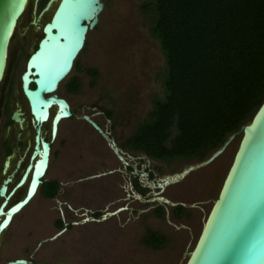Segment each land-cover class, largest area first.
<instances>
[{
	"label": "rangeland",
	"instance_id": "374dc122",
	"mask_svg": "<svg viewBox=\"0 0 264 264\" xmlns=\"http://www.w3.org/2000/svg\"><path fill=\"white\" fill-rule=\"evenodd\" d=\"M44 1L38 0L35 15L41 11ZM143 1L103 0L98 22L88 32L84 48L78 55L80 65L96 68L98 76L91 85L86 72L73 68L70 75L80 77L79 91H66L64 85L70 75L56 90L69 102L73 114L59 122L44 177L57 179L62 184L59 183V191L53 198H45L37 191L15 215L0 236L1 262L28 257L33 264L184 263V252L191 250L203 218L217 196L239 135L211 163L164 186L159 194L172 203L182 202L187 206L198 203L194 208L187 207L188 214L181 218L174 217L173 206L167 205L169 214L166 217L153 211L160 205L152 200L153 191L158 192L159 188L150 186L149 182L160 181L165 175L179 172L195 161L183 158L169 162L140 161L141 167L153 171L154 176L148 183L141 182L145 194L136 198L128 190L129 181L133 182L135 177L125 171V165L115 157L107 140L82 118L83 114H90L104 129L111 128L115 140L122 143L147 115L153 97L162 95L165 59L158 41L149 32L148 17L140 8ZM33 2L28 0L12 36L7 69L0 85V183L10 174L16 160L23 158L11 184L19 179L33 147L34 128L27 100L22 94L20 73L49 15L37 16L38 27L30 25L29 20L34 16L31 13ZM95 105L110 110L111 117L107 119ZM16 108L22 112L23 129L10 122V115ZM42 131L45 138H50L48 122ZM8 142L13 148L19 147L9 154L10 166L1 173ZM108 169L113 172L90 177ZM20 191L14 199L21 196L23 189ZM121 205H127V209L105 219L101 217ZM96 212L100 214L98 217H95ZM85 217L88 219L83 220ZM58 218L69 227L55 239L46 240L64 227L55 225ZM148 230L166 236L161 248L143 243Z\"/></svg>",
	"mask_w": 264,
	"mask_h": 264
},
{
	"label": "trees",
	"instance_id": "16d2710c",
	"mask_svg": "<svg viewBox=\"0 0 264 264\" xmlns=\"http://www.w3.org/2000/svg\"><path fill=\"white\" fill-rule=\"evenodd\" d=\"M140 8L164 55L162 95L153 97L124 146L157 161L202 160L248 122L264 99V0H147ZM73 68L86 72L93 85L96 68H83L78 57ZM80 86L76 74L64 85L69 93ZM105 114L110 118L112 112ZM59 187L57 179H45L38 192L53 198ZM172 213L188 214L180 204ZM156 214L163 216L161 205ZM142 240L158 249L166 236L148 230Z\"/></svg>",
	"mask_w": 264,
	"mask_h": 264
},
{
	"label": "water",
	"instance_id": "95a60500",
	"mask_svg": "<svg viewBox=\"0 0 264 264\" xmlns=\"http://www.w3.org/2000/svg\"><path fill=\"white\" fill-rule=\"evenodd\" d=\"M27 0H0V85L4 79L9 57V46L14 31L21 19ZM35 7V6H34ZM102 0H47L39 12L49 14L42 28L36 47L27 55L22 73L21 90L25 96L30 123L34 128L33 147L20 177L12 184V175L5 176L0 185V233L13 214L19 211L37 193L49 167L51 142L58 129V122L72 116L69 102L56 93L59 84L71 73L74 62L84 48L87 34L98 22ZM32 24L36 25L34 20ZM36 27H38L36 25ZM16 108L11 120L23 129L24 118ZM83 119L100 135L110 141L111 148L119 155L113 139L90 116ZM50 123V138L41 133V125ZM239 135L232 161L191 248L184 252L183 264H264V99L252 118L238 130L230 133L223 143L206 158L185 165L179 172L167 174L157 182L155 200L164 209L172 203L160 195L165 185L183 178L193 170L211 163ZM27 149V148H26ZM21 158L16 162L19 167ZM9 166V157L3 173ZM111 172V171H109ZM97 173L90 177L105 175ZM60 183V182H59ZM62 184V183H60ZM23 189L20 197L15 196ZM123 207L102 214V218L115 215ZM85 217L83 220H87ZM73 224H77L73 222ZM65 226L46 240H53ZM7 264H28L19 258Z\"/></svg>",
	"mask_w": 264,
	"mask_h": 264
},
{
	"label": "flooded vegetation",
	"instance_id": "af4514ba",
	"mask_svg": "<svg viewBox=\"0 0 264 264\" xmlns=\"http://www.w3.org/2000/svg\"><path fill=\"white\" fill-rule=\"evenodd\" d=\"M34 2H33V5H32V10H31V13H32V15L34 14V16L32 17V19L31 20H29V24L31 25L32 24V22L35 20V21H37V20H39V18L38 17H40V16H38V15H35V11H36V6H37V2H38V0H33ZM103 1V0H102ZM144 1H147V0H144ZM143 1V2H144ZM46 2H47V0L45 1V4H46ZM44 4V5H45ZM35 6V7H34ZM44 7V6H43ZM42 7V8H43ZM42 15H45V14H42ZM38 16V17H37ZM36 47V46H35ZM34 47V48H35ZM23 71L24 70H22V72L20 73V75L23 73ZM95 107H97L104 115H106L105 114V112H106V110L107 109H104V108H100L99 107V105H95ZM14 111V110H13ZM12 111V112H13ZM12 114V113H11ZM84 115V114H83ZM83 115H82V118H83ZM86 115H88V116H90L92 119H93V117L90 115V114H86ZM106 118L107 119H109L107 116H106ZM93 120H95V119H93ZM85 121V120H84ZM96 121V120H95ZM10 122L11 123H14L12 120H11V115H10ZM97 122V121H96ZM97 124L107 133V136H108V138H109V140H111V139H113L114 140V142H115V144H116V146L118 147V152H119V155H121L122 156V158H123V161L122 160H120L119 158H118V156H117V154L113 151V149L111 148V145H110V141H108L107 139V142H108V145H109V147H110V149L112 150V152L115 154V157L118 159V160H120L124 165H125V171L127 172H129L130 174H132L134 177H135V179L133 180V182L132 181H129V183H128V190H130L129 192H130V194H134L135 195V197L136 198H139V197H141L142 195H144L145 194V191H144V189H143V187H142V185H141V182H143V181H145V182H149V180H151L152 178H153V176H154V172L153 171H149L148 172V170L147 169H144V168H142L141 167V163H140V161H145L146 159H149V160H152V161H155V160H153V159H150V158H148L147 156H146V154L145 153H143L142 151H136V150H130V149H128V148H126L125 146H124V141L122 142V143H119V142H117L116 140H115V138L113 137V134H112V129L111 128H107V129H104L102 126H101V124L99 123V122H97ZM8 127V126H7ZM94 129V128H93ZM18 135V134H17ZM102 136V135H101ZM103 137V136H102ZM18 145L17 146H15L14 148H13V146L8 142L7 144H6V151L8 152V154L6 155V158L4 159V161H3V164H2V169L4 168V163H5V161H6V159L9 157V154H11V153H13L14 151H16V149H18ZM27 148V147H26ZM26 148H25V150H26ZM136 157H138V158H136ZM18 161V159L16 160V162ZM16 162H15V164H14V167L12 168V170L10 171V174L11 175H13V174H15L16 173V171H17V168H16ZM2 169H1V173H3L2 172ZM140 169H142L141 171H139ZM109 171H111V172H109ZM106 172V174H110V173H112L113 172V170L112 169H108V170H106L105 171ZM105 174V175H106ZM13 177V176H12ZM3 181V180H2ZM136 182L138 183V185H139V188L136 186ZM157 182L158 181H156V182H149V185L151 186V185H153L154 187H156L157 186ZM0 185H1V183H0ZM154 193H155V191H153V196H152V199H153V197L155 196L154 195ZM129 195V194H128ZM183 204V206L187 209V207H192V208H194V207H196L197 206V204L198 203H193L192 205L190 204V205H186L185 203H182ZM119 207H123V209L122 210H126L127 209V205H121V206H118L117 208H119ZM157 207V206H156ZM156 207L154 208V213L156 214ZM174 207V206H173ZM117 208H115V209H117ZM114 209V210H115ZM121 211V210H120ZM119 212V211H118ZM117 212V213H118ZM96 213H99V212H96ZM100 215V214H99ZM59 219L62 221V219L61 218H58V220H56V222H55V225L56 226H60L59 225ZM63 222V221H62ZM62 226H65V229H67L68 228V226L69 225H67V224H65V223H63L62 224ZM55 239V238H54ZM19 258H22V259H25L27 262H28V264H33V262H32V260L30 259V258H28V257H18V258H13V259H10V260H7V261H5V262H1V260H0V264H7V262L8 261H12V260H15V259H19Z\"/></svg>",
	"mask_w": 264,
	"mask_h": 264
},
{
	"label": "bare ground",
	"instance_id": "6f19581e",
	"mask_svg": "<svg viewBox=\"0 0 264 264\" xmlns=\"http://www.w3.org/2000/svg\"><path fill=\"white\" fill-rule=\"evenodd\" d=\"M27 1H28V0H27ZM26 6H27V4H26ZM26 6H25V8H24V11H25V9H26ZM24 11H23V13H24ZM43 14L46 15V13H43ZM47 17H48V16H47ZM22 94H23V93H22ZM28 107H29V106H28ZM60 121H61V120H60ZM60 121H59V122H60ZM46 122H47V121H46ZM46 122H45V123H46ZM59 122H58V126H59ZM45 123H43V124L41 125V133H42V135H43L42 128L44 127V124H45ZM57 133H58V129H57V132H56L54 138H56ZM43 136H44V135H43ZM22 160H23V158H21V162H22ZM21 162H20L19 166H21ZM9 166H10V158H9ZM9 166H8V167H9ZM24 168H25V167H24ZM12 176H14V174H13ZM19 192H21V191H19ZM19 195H20V194H19ZM35 195H36V192H35V194L33 195V197H35ZM33 197H32V198H33ZM32 198H31V199H32ZM31 199H30V200H31ZM30 200H29V201H30ZM29 201H28V202H29ZM28 202H27L26 204H28ZM26 204H25V205H26ZM23 207H24V206H23ZM23 207H22V208H23ZM22 208H21V209H22ZM21 209H20L19 211H17L15 214H13V216L11 217V220L9 221V223L7 224V226L5 227V229L11 224L12 219L15 217V215H16L17 213H19V212L21 211ZM5 229L2 230V232L0 233V236H1V234L3 233V231H4Z\"/></svg>",
	"mask_w": 264,
	"mask_h": 264
},
{
	"label": "clouds",
	"instance_id": "9594fccd",
	"mask_svg": "<svg viewBox=\"0 0 264 264\" xmlns=\"http://www.w3.org/2000/svg\"><path fill=\"white\" fill-rule=\"evenodd\" d=\"M27 59V58H26ZM26 61V60H25ZM23 70H25V67H24V69ZM24 72V71H23ZM22 75V74H21ZM21 77V76H20ZM21 83V82H20ZM49 129H50V123H49Z\"/></svg>",
	"mask_w": 264,
	"mask_h": 264
}]
</instances>
